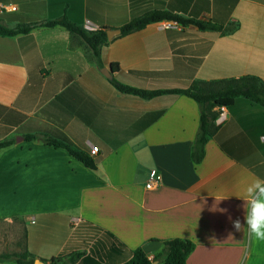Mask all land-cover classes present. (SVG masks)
Listing matches in <instances>:
<instances>
[{
  "label": "crops",
  "instance_id": "crops-1",
  "mask_svg": "<svg viewBox=\"0 0 264 264\" xmlns=\"http://www.w3.org/2000/svg\"><path fill=\"white\" fill-rule=\"evenodd\" d=\"M187 4L0 0V23L13 28L16 14L22 21L64 14L86 30H110L142 11ZM229 22L238 28L225 35L153 23L102 48L101 62L117 63L113 77L141 89L246 75L264 82V0H237ZM100 70L60 27L0 37V106L13 112L0 122V141L14 139L0 151V256L27 252L48 264L72 240L66 255L85 253L74 264H115L138 248L152 260L164 242L183 239L194 245L186 264H264V242L233 227L234 220L243 222L246 187L264 180V108L237 98L215 121L218 130L194 166L197 104L180 95L120 94ZM156 112L161 116L148 123ZM54 132L87 154L97 147L96 171L65 150L23 138ZM151 171L160 179L155 190L145 187Z\"/></svg>",
  "mask_w": 264,
  "mask_h": 264
},
{
  "label": "trees",
  "instance_id": "trees-1",
  "mask_svg": "<svg viewBox=\"0 0 264 264\" xmlns=\"http://www.w3.org/2000/svg\"><path fill=\"white\" fill-rule=\"evenodd\" d=\"M191 5L187 4L186 8H176L168 6L166 9L154 8L145 10L124 23L120 29V35L108 40L106 29L91 31L82 27L81 23L73 22L67 15H61L53 19L37 21L34 17H29L22 21L18 14L11 19L17 20L13 28L6 27L0 23V37L13 38L19 35H26L35 28H56L60 27L66 30L72 37L78 38L80 42L92 53L95 63L99 69L103 68L101 62V50L109 46L118 38L125 37L132 33L144 29L147 25L159 22H174L177 25L188 28H196L199 32H209L216 34H231L237 29V25L229 22L231 13L237 3V0H189ZM206 1L204 8L199 6ZM211 6V7H210ZM206 11L210 13V18L200 19V14ZM5 15L0 14V22ZM109 67L113 73L119 71L117 63H111ZM147 74H143L146 76ZM110 84L120 93L132 95L141 99L149 100L163 95H180L193 100L199 109L198 130L191 147V160L194 166L200 164L205 157V147L210 138L218 130L215 124L218 116L219 107L230 108L237 98H244L254 104L264 108V82L251 75L241 76L239 78L221 79L213 81L193 80L189 85L172 88V89H141L123 84L115 79L109 80ZM7 110L0 106V122L10 121ZM17 114V113H16ZM161 112L147 115L148 123L155 121L161 116ZM19 116V122L22 117ZM27 142L37 141L42 145L52 146L54 148L65 150L68 155L82 164L90 171H96L94 160L84 151L73 146L69 140L61 133H35L23 136ZM14 139H5L0 141V151L10 147ZM69 243V244H68ZM63 252L57 257L50 259L49 264H74L83 259L84 252H74L66 255L72 240L69 241ZM194 250V245L187 240L173 239L163 243L160 254L149 260L141 249L128 250L126 258L115 264H153L160 261L162 264H186L188 256ZM36 258L27 252L20 255H1L0 263L15 264H33ZM84 260L91 261L90 258ZM93 262V261H92ZM99 264V263H95Z\"/></svg>",
  "mask_w": 264,
  "mask_h": 264
},
{
  "label": "clouds",
  "instance_id": "clouds-1",
  "mask_svg": "<svg viewBox=\"0 0 264 264\" xmlns=\"http://www.w3.org/2000/svg\"><path fill=\"white\" fill-rule=\"evenodd\" d=\"M243 222L233 221L234 229H245L256 241L264 242V180L257 179L245 189Z\"/></svg>",
  "mask_w": 264,
  "mask_h": 264
},
{
  "label": "built area",
  "instance_id": "built-area-1",
  "mask_svg": "<svg viewBox=\"0 0 264 264\" xmlns=\"http://www.w3.org/2000/svg\"><path fill=\"white\" fill-rule=\"evenodd\" d=\"M218 116L216 118L217 121H222L224 118V111L225 107H219ZM98 153V148L94 146H90L88 155L90 157L96 156ZM160 185V179L156 173V171H151L149 174V179L147 181V184L145 185L146 189L148 190H155Z\"/></svg>",
  "mask_w": 264,
  "mask_h": 264
},
{
  "label": "water",
  "instance_id": "water-1",
  "mask_svg": "<svg viewBox=\"0 0 264 264\" xmlns=\"http://www.w3.org/2000/svg\"><path fill=\"white\" fill-rule=\"evenodd\" d=\"M106 34H107L108 40H112L113 38H115V37H117V36L120 35V29H110V30H106ZM100 72L102 73V75L106 79H108V80L113 79V71H112V69L110 67H108V68L103 67L100 70ZM19 140H21V139H16V141H18V142H19ZM33 264H46V263L43 262V261H41V260L36 259ZM153 264H157V262H154Z\"/></svg>",
  "mask_w": 264,
  "mask_h": 264
},
{
  "label": "rangeland",
  "instance_id": "rangeland-1",
  "mask_svg": "<svg viewBox=\"0 0 264 264\" xmlns=\"http://www.w3.org/2000/svg\"><path fill=\"white\" fill-rule=\"evenodd\" d=\"M115 79H116L117 81H119L118 78L115 77ZM119 82H120V81H119ZM17 137H18V136H16L15 139H16Z\"/></svg>",
  "mask_w": 264,
  "mask_h": 264
}]
</instances>
